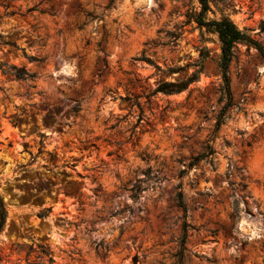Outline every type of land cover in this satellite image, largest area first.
<instances>
[{"label":"rangeland","instance_id":"rangeland-1","mask_svg":"<svg viewBox=\"0 0 264 264\" xmlns=\"http://www.w3.org/2000/svg\"><path fill=\"white\" fill-rule=\"evenodd\" d=\"M6 1L0 264H264L255 46L235 45L225 109L221 43L197 0ZM223 17L264 50V0H213L204 21ZM196 70L182 92L147 97Z\"/></svg>","mask_w":264,"mask_h":264},{"label":"trees","instance_id":"trees-1","mask_svg":"<svg viewBox=\"0 0 264 264\" xmlns=\"http://www.w3.org/2000/svg\"><path fill=\"white\" fill-rule=\"evenodd\" d=\"M197 1L200 5V11L196 15L195 18L196 23L203 27H212L214 31L217 33L221 43V56H220L219 68L222 74V80L224 84V94L226 97L225 109H228L232 107L233 104H232V95L230 92L229 82L227 77V69L231 60L233 59L235 45L239 43H252L263 59H264V50L260 45L253 43L248 36H246L244 33L239 31L228 17H223L219 21H207V22L204 21L205 19L204 16L209 11V4L213 2V0H197ZM0 4H3L5 9L9 7V3H7L6 0H0ZM147 62L148 64L152 65V62L150 60L147 59ZM155 69L157 72L161 74H171V75L174 73H178L179 71H182L180 68L161 70L157 66H155ZM11 70L13 71L12 75L15 76L16 78H28V79L32 78V75L26 73L23 69H16L12 67ZM199 73L200 71L196 70L187 79H180V80H176L175 82L163 81L160 84H158L157 87L153 90V92L149 94L147 97L153 96L158 93L164 95L180 93L183 90H185L189 84L195 82L198 79ZM210 155H212L211 149H209L208 153H204L202 155L197 156L194 159V162L197 163L203 159L208 158ZM131 192L133 199H135L139 193V189H132ZM176 200L178 206L182 209L183 212H185L186 207L183 203V196L181 193L177 194ZM5 220H6L5 206L0 201V231L5 224ZM42 255L47 258V264H53V260L50 257V255L44 252L42 253ZM38 258L42 260L41 256H38Z\"/></svg>","mask_w":264,"mask_h":264}]
</instances>
